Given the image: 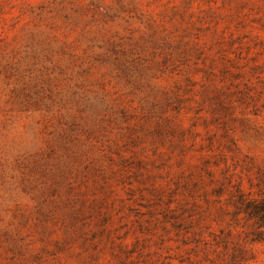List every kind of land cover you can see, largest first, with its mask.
<instances>
[{
  "label": "rangeland",
  "instance_id": "374dc122",
  "mask_svg": "<svg viewBox=\"0 0 264 264\" xmlns=\"http://www.w3.org/2000/svg\"><path fill=\"white\" fill-rule=\"evenodd\" d=\"M0 264H264V0H0Z\"/></svg>",
  "mask_w": 264,
  "mask_h": 264
}]
</instances>
